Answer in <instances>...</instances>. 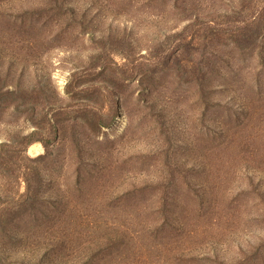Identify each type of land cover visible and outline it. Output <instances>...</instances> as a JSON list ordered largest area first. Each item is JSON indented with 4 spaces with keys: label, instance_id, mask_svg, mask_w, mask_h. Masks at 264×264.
<instances>
[{
    "label": "rangeland",
    "instance_id": "374dc122",
    "mask_svg": "<svg viewBox=\"0 0 264 264\" xmlns=\"http://www.w3.org/2000/svg\"><path fill=\"white\" fill-rule=\"evenodd\" d=\"M0 264H264V0H0Z\"/></svg>",
    "mask_w": 264,
    "mask_h": 264
}]
</instances>
